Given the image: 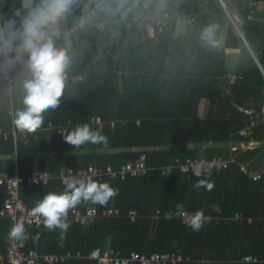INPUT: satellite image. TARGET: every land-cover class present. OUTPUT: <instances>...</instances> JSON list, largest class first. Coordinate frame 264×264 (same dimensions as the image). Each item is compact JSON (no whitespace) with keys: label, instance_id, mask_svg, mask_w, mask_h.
Masks as SVG:
<instances>
[{"label":"trees","instance_id":"obj_1","mask_svg":"<svg viewBox=\"0 0 264 264\" xmlns=\"http://www.w3.org/2000/svg\"><path fill=\"white\" fill-rule=\"evenodd\" d=\"M13 2L0 0V24L11 17ZM15 2L20 7L19 0ZM262 2L227 1L231 15L244 21V39L217 0H127L118 12L117 0H104L105 10L96 8V0H79L62 23L63 35L56 38V45L70 58L65 72L83 79L65 83L60 105L46 111L42 127L27 132L25 138V130L14 121L25 107L26 70L18 65L11 71V93L0 72V130L11 136L9 140L0 136V171L29 176L39 167L59 175L62 169L91 163L118 169L143 152L150 167L141 178L97 179L118 190V195L104 206L89 201L76 207L93 206L100 214L116 209L119 216L79 224L69 215L72 209L62 242L59 229L24 225L27 249L40 254L81 251L85 255L67 264H97L88 255L98 248H112L122 256L180 252L190 259L183 264L204 260L210 264H264V165L254 160L260 149L233 151L235 145L264 141V11L258 9ZM150 13L173 16L163 31L156 28L153 37L149 19L142 18ZM86 15L85 27L75 30L77 20ZM184 16H195V22L176 37L177 19ZM98 24H104L101 31ZM209 25L215 26L212 44L201 39ZM202 101L207 103L204 117H200ZM243 110L252 111L253 116ZM94 117L105 123L102 130L91 125ZM253 119L252 133L241 135ZM51 123L55 128L48 129ZM85 123L106 136L107 143L75 147L65 142L63 131ZM13 131L18 136L16 144ZM209 142L212 146L205 150L203 146ZM234 155L237 161L230 167L217 169L213 164L210 176L199 177L213 184L210 191L193 187L198 177L179 168L168 175L161 170L177 159L185 162L197 157L211 163ZM242 163L260 170L262 179L250 178L242 171ZM64 189L56 179L48 186L29 188L21 196L30 207L46 193ZM8 199L7 188L0 187V209ZM178 203L190 214L203 210L211 222L193 231L175 215ZM213 205L219 210H213ZM131 211L137 212L134 221ZM166 213L172 218L166 219ZM10 228L9 220H0V256L7 255ZM247 256L258 260L246 263ZM37 264L47 263L39 260Z\"/></svg>","mask_w":264,"mask_h":264},{"label":"clouds","instance_id":"obj_2","mask_svg":"<svg viewBox=\"0 0 264 264\" xmlns=\"http://www.w3.org/2000/svg\"><path fill=\"white\" fill-rule=\"evenodd\" d=\"M79 0H19L20 7L12 4V15L0 24V72L9 73L18 65H23L27 78L23 80L25 107L16 114L15 124L20 130L29 133L41 128L44 123V113L57 108L65 88V71L70 58L63 48L56 45V38L62 30V23L67 20ZM104 0H96V8L105 10ZM127 0H117L115 12L120 11ZM87 12V9H85ZM114 14V13H113ZM95 15V12L91 13ZM88 16L81 19V26L87 23ZM215 26L209 25L201 39L207 44L213 43ZM64 140L75 147L86 143H107V137L93 130L88 124L77 125L73 130L63 131ZM213 164L201 161L193 168V174L198 177L193 187L211 190L213 184L199 179L204 173L211 175ZM63 192H48L32 209L33 216L43 218L44 227L49 231L60 230V241L65 238L69 224V211L84 202L101 206L118 195V190L108 183H101L92 178L68 177L64 180ZM218 211L219 206L213 205ZM175 215L185 216L184 205H176ZM166 219L172 214L166 213ZM188 227L199 231L211 217L203 210L188 215ZM10 235L24 239V223H14Z\"/></svg>","mask_w":264,"mask_h":264},{"label":"built area","instance_id":"obj_3","mask_svg":"<svg viewBox=\"0 0 264 264\" xmlns=\"http://www.w3.org/2000/svg\"><path fill=\"white\" fill-rule=\"evenodd\" d=\"M224 10L230 15V18L234 21L235 27L240 35L245 39L242 28L244 21L238 16H232L230 11L227 9L228 0H217ZM143 19H149L150 25L148 30L150 33L153 32L155 36L156 28H159L160 31L169 24V21L173 18L170 13L161 14L153 13L151 15L144 14ZM181 18V17H180ZM254 18V13L250 16V19ZM122 19H126L125 14L122 15ZM184 25L192 24L195 22L196 17H187L184 16ZM178 20V19H177ZM85 25L81 26V19L77 20L75 23L74 29L79 30L84 28ZM104 27V24L96 25L98 31H101ZM63 33L60 32L57 39L62 38ZM152 35V34H151ZM67 36H70V32H67ZM152 36V37H153ZM4 81L8 83V90L11 93L12 90V77L11 72L3 73ZM83 79L82 76L72 77L68 72H65V83L72 81L73 83L81 82ZM246 115L253 116L252 111L243 110ZM91 125L98 127L99 130H102L105 123L100 117H94L90 120ZM115 123H111V127H114ZM256 125V120L253 119L251 125L247 128H243L240 133L241 135L248 136L252 133V128ZM55 128L53 123L50 124L48 129ZM60 132L63 131V127H60ZM28 131L25 130L23 133L24 138ZM0 136H3L6 140L10 139V135L5 133L3 130H0ZM12 139L14 144L17 143V133L12 132ZM239 145L233 146V151H239ZM236 155L232 158H222L215 159L211 161L212 164L216 166L217 169H224L230 167L233 162H236ZM201 160L197 157H189L185 162H182L180 159H177L175 163L162 166L164 175L173 173L175 169H180L182 173L186 175H194L193 168L195 165L199 164ZM241 169L247 174L250 178L255 181L262 179V174L259 171L252 170L248 165L242 163ZM150 167L147 165V156L146 153H141L140 157L136 160H130L123 163L118 169H115L112 165H99V164H88L87 166L75 168H66L62 169L59 175H56L54 171L41 169L39 167L34 168L33 173L29 176H21L16 171L15 175H11L9 171H0V187H6L9 194V199L5 202L4 206L0 209V220H9L11 222V227L14 223L23 222L24 225L28 226H44L43 218L33 216L32 209L35 206H27L22 198V194L29 188L39 187V186H48L51 182L56 179H59L63 184L64 180L68 177H77V178H92L97 180L99 178L108 177L115 180L125 181L129 178H141L146 176L149 173ZM70 217L79 224H86L93 221L97 217H114L119 216V212L116 209L105 210L100 214L97 208L90 206L85 210L73 209L69 214ZM190 215L188 211H185V216L182 217L184 224L188 225L187 217ZM132 221L135 220L137 216L136 211H131L129 213ZM11 229V228H10ZM6 242L8 244L7 255L0 256V264H37L39 260H43L47 264H67L76 259H84L85 255L79 252L69 251L63 254H40L35 249H27L25 244V238H17L9 234L7 236ZM88 258L95 261L97 264H183L190 259H186L183 254L180 252H171V253H154L152 255H146L139 252H131L127 256H122L119 252L112 248L107 249H95L89 255ZM258 259L253 256H247L244 259L246 263L256 262ZM198 264H210L208 261H199Z\"/></svg>","mask_w":264,"mask_h":264},{"label":"crops","instance_id":"obj_4","mask_svg":"<svg viewBox=\"0 0 264 264\" xmlns=\"http://www.w3.org/2000/svg\"><path fill=\"white\" fill-rule=\"evenodd\" d=\"M259 11H264V2L260 3L258 6ZM226 31V29H225ZM224 31V33H225ZM182 36V35H181ZM176 37H180V36H176ZM96 57V56H95ZM207 111V103L206 101H202L201 106H200V117H204V115L206 114ZM253 142V146L250 147V149H256L259 148L260 151L256 154L254 160H259V161H263L264 162V141H252ZM242 146H246V143H242ZM212 146V143H207L203 146V148L206 150V148ZM227 146V145H226ZM240 149H242V151H246L248 149H244L239 145ZM239 149V150H240ZM106 151H112V150H106ZM115 151V150H113Z\"/></svg>","mask_w":264,"mask_h":264},{"label":"rangeland","instance_id":"obj_5","mask_svg":"<svg viewBox=\"0 0 264 264\" xmlns=\"http://www.w3.org/2000/svg\"><path fill=\"white\" fill-rule=\"evenodd\" d=\"M151 14H153V13H150L149 15H151ZM231 19V18H230ZM184 21H185V19H184V17H181V18H178V20H177V26H176V36H181V35H183L184 33H185V30H186V25H184ZM230 22H232L233 23V25L235 26V24H234V21L231 19V21ZM228 25V24H227ZM150 32V31H149ZM152 34V35H151ZM150 35L151 36H153V32L152 33H150ZM224 36V35H223ZM221 45H223V40H221ZM70 46V45H69ZM254 144H253V142L252 141H250L249 143H246V146H242V145H240L242 148H244V149H250V147L251 146H253ZM240 150H242V149H240ZM264 165V162L262 163V166ZM260 171V170H259Z\"/></svg>","mask_w":264,"mask_h":264},{"label":"water","instance_id":"obj_6","mask_svg":"<svg viewBox=\"0 0 264 264\" xmlns=\"http://www.w3.org/2000/svg\"><path fill=\"white\" fill-rule=\"evenodd\" d=\"M246 43H247V45H248L249 49L251 50V52H252V53H254V52L252 51V49H251L250 45L248 44V42H246Z\"/></svg>","mask_w":264,"mask_h":264}]
</instances>
